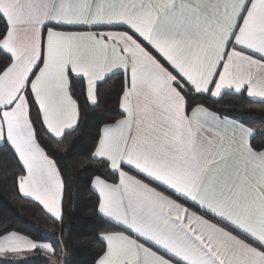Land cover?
I'll list each match as a JSON object with an SVG mask.
<instances>
[{"label":"snow or ice","instance_id":"1","mask_svg":"<svg viewBox=\"0 0 264 264\" xmlns=\"http://www.w3.org/2000/svg\"><path fill=\"white\" fill-rule=\"evenodd\" d=\"M114 78L120 118L79 162L96 166L94 264H264V145L253 126L194 103L264 106V0H0L5 175L13 199L61 234L66 179L48 142L79 131L77 84L98 107ZM62 248L0 231V264L54 261Z\"/></svg>","mask_w":264,"mask_h":264},{"label":"trees","instance_id":"2","mask_svg":"<svg viewBox=\"0 0 264 264\" xmlns=\"http://www.w3.org/2000/svg\"><path fill=\"white\" fill-rule=\"evenodd\" d=\"M76 98L80 107L79 131L68 136L62 145L48 142L49 148L57 153V158L66 179V197L64 201L63 234L52 222L47 220L42 209L27 201L13 199L15 188L11 176L5 175V165L0 155V231L5 228L37 238L42 242L61 241L63 264H94L100 249L96 239L103 227L94 211L95 197L87 190V178L91 174L88 168L95 165L81 164L87 157L93 144L97 128L104 122L119 119L118 99L121 92V78H114L100 90L98 107L90 105L76 86ZM194 103L205 104L223 116L239 119L247 118L264 125V106L252 102L245 96L225 95L218 103L211 99H197ZM46 139V138H45ZM254 145H264V128L257 132ZM58 249L56 258L60 257ZM55 258V259H56ZM32 264H49L50 258L35 254L30 258Z\"/></svg>","mask_w":264,"mask_h":264},{"label":"crops","instance_id":"3","mask_svg":"<svg viewBox=\"0 0 264 264\" xmlns=\"http://www.w3.org/2000/svg\"><path fill=\"white\" fill-rule=\"evenodd\" d=\"M88 103L91 105L90 102H88ZM227 117L229 119H235V120H238V121H243V122L253 126L257 130V132L262 131L263 128H264V125L261 122H258V121H255V120H250V119H247V118L239 119V118L232 117V116H227ZM40 254L43 255V253H40ZM34 256H35V254H32L30 258H32ZM64 258H65V255H63V256L61 255L60 257L56 258L54 261L52 259H50L49 264H63Z\"/></svg>","mask_w":264,"mask_h":264},{"label":"rangeland","instance_id":"4","mask_svg":"<svg viewBox=\"0 0 264 264\" xmlns=\"http://www.w3.org/2000/svg\"><path fill=\"white\" fill-rule=\"evenodd\" d=\"M64 255V253L62 254V256Z\"/></svg>","mask_w":264,"mask_h":264}]
</instances>
